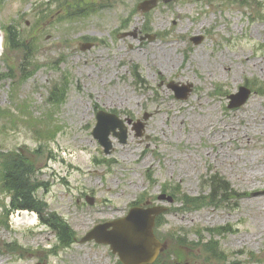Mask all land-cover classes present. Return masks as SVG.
Here are the masks:
<instances>
[{
  "label": "rangeland",
  "instance_id": "obj_1",
  "mask_svg": "<svg viewBox=\"0 0 264 264\" xmlns=\"http://www.w3.org/2000/svg\"><path fill=\"white\" fill-rule=\"evenodd\" d=\"M37 1L0 0V30L16 26L40 65L20 86L0 83V151L32 158L28 185L78 240L48 254L53 229L30 211L9 218L18 197L0 184V264H118L108 245L80 239L140 198L169 208L157 230L168 244L160 264H264V0H157L148 12L137 9L143 0H107L87 17L34 27L39 18L18 10ZM0 64L18 70L16 53L5 47ZM64 81L68 99L56 110L47 99ZM173 83L189 97L177 99ZM242 86L252 93L232 106ZM96 106L149 119L128 127L126 144L111 136L106 155L93 136ZM51 123L54 139L40 142Z\"/></svg>",
  "mask_w": 264,
  "mask_h": 264
},
{
  "label": "water",
  "instance_id": "obj_2",
  "mask_svg": "<svg viewBox=\"0 0 264 264\" xmlns=\"http://www.w3.org/2000/svg\"><path fill=\"white\" fill-rule=\"evenodd\" d=\"M1 31L5 38V30ZM0 52H3V44L1 43ZM173 88L177 91L176 86ZM188 91L189 89L186 90V92ZM241 91L243 93H240L237 96L241 97V100L237 104L238 106L244 104L249 96L248 90L242 89ZM98 120L99 122L94 135L106 147L107 153H109V149L111 148V144L108 141V136L111 131L115 132V135L119 136L122 142L126 141L127 131L123 127L124 125L122 122L118 120L115 115H108L106 113L99 114ZM118 127L121 128V133L115 131ZM109 226L114 227V230L110 232V235L107 236L102 234L100 230ZM153 226L154 218L148 219L143 211H134V214H131L125 220L98 227L96 231L91 232L85 239H83V241L96 237L97 241L100 243H110L112 248L120 253L121 260L125 264H147L154 260L158 254V249L160 248L154 239ZM151 246L154 247L153 250L151 249ZM144 251L150 252V257H146L143 253Z\"/></svg>",
  "mask_w": 264,
  "mask_h": 264
},
{
  "label": "trees",
  "instance_id": "obj_3",
  "mask_svg": "<svg viewBox=\"0 0 264 264\" xmlns=\"http://www.w3.org/2000/svg\"><path fill=\"white\" fill-rule=\"evenodd\" d=\"M34 71H31L29 73L23 71L22 72V80L25 81V79H28L34 75ZM7 77V74H4L0 72V80H3ZM67 97V86L63 85L62 87H59V85H56L53 88V92L51 94V100L56 105H61L66 101ZM52 124L49 127V137L54 138L55 131L51 127ZM2 157V175L4 179V183L6 184L7 188H9L10 191L16 194V197L20 199L23 203V206L25 208H30L34 210H38L39 204L37 202V199H35V191L33 187L30 188L28 185L30 183V178L32 173L30 171H27L25 168V164L19 161V158L16 156H8L4 154H0V157ZM11 158V159H10ZM223 187L228 188L227 191H232L229 186L225 183H223ZM224 188V191H225ZM214 196V194H213ZM190 203H196V201H189ZM58 223L57 227L55 228L58 231L59 239L65 246H69L73 242L74 234L71 231L70 227L63 223L62 221L58 220L57 217H54Z\"/></svg>",
  "mask_w": 264,
  "mask_h": 264
},
{
  "label": "flooded vegetation",
  "instance_id": "obj_4",
  "mask_svg": "<svg viewBox=\"0 0 264 264\" xmlns=\"http://www.w3.org/2000/svg\"><path fill=\"white\" fill-rule=\"evenodd\" d=\"M80 1H82V0H80ZM67 2L74 3V0H62V4L63 5H62V7H60L61 10H59L57 13L61 14V13L65 12V11H67L66 10V4H67ZM92 2L95 3V2H98V0H92ZM68 8L71 9V11H68V14L71 15V16H76V15L82 13V10L76 11V9H77L76 6L69 5ZM72 9H74V11H72Z\"/></svg>",
  "mask_w": 264,
  "mask_h": 264
},
{
  "label": "bare ground",
  "instance_id": "obj_5",
  "mask_svg": "<svg viewBox=\"0 0 264 264\" xmlns=\"http://www.w3.org/2000/svg\"><path fill=\"white\" fill-rule=\"evenodd\" d=\"M3 52H0V56L2 55ZM34 224V223H33Z\"/></svg>",
  "mask_w": 264,
  "mask_h": 264
}]
</instances>
